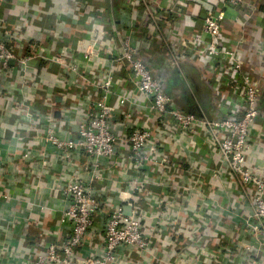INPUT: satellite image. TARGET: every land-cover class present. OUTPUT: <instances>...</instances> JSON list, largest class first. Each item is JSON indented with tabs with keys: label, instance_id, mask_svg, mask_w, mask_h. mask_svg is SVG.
I'll use <instances>...</instances> for the list:
<instances>
[{
	"label": "crops",
	"instance_id": "1",
	"mask_svg": "<svg viewBox=\"0 0 264 264\" xmlns=\"http://www.w3.org/2000/svg\"><path fill=\"white\" fill-rule=\"evenodd\" d=\"M221 1L145 0L146 10H138L137 20L134 18L137 33L133 47L163 80L165 94L182 111L208 120L222 116L225 91H212L207 76L186 60L182 48L173 51L176 60L171 62L162 55V47L163 40L173 38L172 33L186 39L199 33L205 14H212L219 4L222 8ZM246 1L245 9L258 11L245 22L228 10L220 42L226 47L239 45L242 70L256 83L259 107L264 110V0ZM148 6L172 12L166 19L154 20ZM152 20L158 30L156 37L145 33ZM128 23L120 0H0V40L16 57L35 59L25 71L15 63L7 71L0 69V264H28L44 243L55 240L60 234V212L67 206L62 191L68 174H80L83 181L89 178L87 160L81 156L59 162L53 157L56 151L44 152L42 148L44 119L49 116L58 125L66 116L61 105L66 98L58 95L56 85L69 84L72 79L63 65L52 60L63 58L68 64L84 67L82 52L95 31L101 33L102 45H109L111 38L118 44L116 34ZM36 78L39 83H34ZM108 102L112 107L115 100L110 96ZM25 104L35 112L33 118L26 116ZM115 114L113 130L120 132ZM134 120L154 132L148 151L167 157L178 168L168 188L152 182L144 187L140 207L147 217L143 228L151 242L150 251L139 258L135 252L127 257L123 253L120 264H234L250 256L254 264H264V226L253 218L250 192L242 190L221 167L215 146L205 136L185 135L162 126L146 107L134 111ZM121 141L115 157L121 152L128 154L124 139ZM259 143V150L249 153V166L264 177V140ZM101 164L109 166L106 160ZM153 165L145 168L148 179L154 176ZM110 166L120 164L112 159ZM198 174L203 180L201 198L191 182ZM112 187L119 193L118 204L125 200L126 206L131 193L127 184ZM173 192L175 199L169 201ZM252 251L257 255L252 256Z\"/></svg>",
	"mask_w": 264,
	"mask_h": 264
},
{
	"label": "built area",
	"instance_id": "2",
	"mask_svg": "<svg viewBox=\"0 0 264 264\" xmlns=\"http://www.w3.org/2000/svg\"><path fill=\"white\" fill-rule=\"evenodd\" d=\"M246 2L222 0L220 11L205 14L199 33L191 34L188 39L172 33L174 39L163 40L162 55L166 61L174 62L176 53L173 51L182 48L186 60L198 65L207 76L211 90L225 91L224 112L211 120L176 107L164 92L163 80L133 47L132 38L137 33L135 19L138 10H146L145 0H120L129 16V23L119 30V35L116 34L118 44L115 43L116 38L114 42L111 38L109 45H102L101 33L95 31V37L82 52L84 67L76 63L68 64L63 58L52 60L63 65L72 79L69 84L56 85L58 95L66 98L61 105L67 117L63 116L64 121L58 125L56 121L49 120V116L44 119V130L40 136L42 148L44 152H51L49 149L56 151L57 155L53 157L59 162L81 156L87 160L85 170L90 173L87 181H83L80 174H68L69 179L62 191L67 206L59 215L60 234L55 240L44 243L42 251L28 264H120L123 253L127 257L129 252H135L138 258L149 253L151 242L144 235L143 228L147 217L141 210L144 208L140 207L144 198L142 193L148 182L168 188L172 173L178 166L167 157L148 151L147 146L154 132L134 120V111L144 107L153 112L164 127L174 128L185 135L205 136L217 149L221 167L242 190L248 188L253 218L264 226V177L260 171L249 166L248 157L251 151L259 150V141L264 140V110L259 107L260 93L256 83L242 70L239 45L226 47L220 42L221 27L228 10L235 11L245 22L258 11L245 9ZM148 7L153 10L154 20L156 17L166 19L172 12ZM152 22L145 33L156 37L158 30ZM146 34L141 33L140 36ZM34 60L16 57L13 49L0 40L1 70L7 71L15 63L25 71L24 68ZM21 76L25 77L24 74ZM34 83H39V80L36 78ZM87 86L89 90L84 89ZM128 86L131 88H126ZM40 93L45 95L43 91ZM110 96L115 100L112 107L108 102ZM24 106L26 116L33 118L35 112L28 108L29 105ZM115 113L119 118L116 123H120V132L113 130ZM67 121H72L68 127ZM74 127L76 133L72 132ZM121 139L127 145L128 154L121 152L115 157ZM20 154L27 156L24 150ZM112 159L120 166H110ZM102 160H106L109 166L104 168ZM151 165L154 176L148 179L144 171ZM130 173L133 177L129 178ZM198 176L191 182L193 190L201 198L203 180ZM212 177H216L215 173ZM120 181L126 183L128 192H131L126 204L130 206L128 216L122 212L125 200L123 204H118L119 193L112 187ZM181 190L182 187H179ZM100 195L104 196L101 200ZM174 195L173 192L168 200L174 201ZM255 252L252 251L251 255L256 256ZM234 264L254 263L250 256Z\"/></svg>",
	"mask_w": 264,
	"mask_h": 264
},
{
	"label": "water",
	"instance_id": "3",
	"mask_svg": "<svg viewBox=\"0 0 264 264\" xmlns=\"http://www.w3.org/2000/svg\"><path fill=\"white\" fill-rule=\"evenodd\" d=\"M56 100L59 101V102H61V99H60L59 97H57ZM73 129L76 130L75 127H74ZM122 212H123L124 215H127V216L130 215V206H127V205L124 206V207L122 208Z\"/></svg>",
	"mask_w": 264,
	"mask_h": 264
},
{
	"label": "trees",
	"instance_id": "4",
	"mask_svg": "<svg viewBox=\"0 0 264 264\" xmlns=\"http://www.w3.org/2000/svg\"><path fill=\"white\" fill-rule=\"evenodd\" d=\"M221 4H223L222 1H221ZM118 5H119V4H118ZM220 10H221V7H220V4H219V6H217V8L214 10L213 13H216V12H218V11H220Z\"/></svg>",
	"mask_w": 264,
	"mask_h": 264
}]
</instances>
